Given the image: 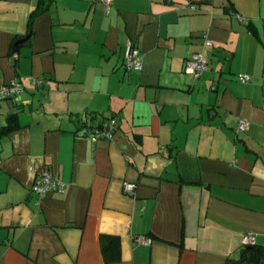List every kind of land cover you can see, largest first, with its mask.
Listing matches in <instances>:
<instances>
[{
	"label": "crops",
	"instance_id": "crops-1",
	"mask_svg": "<svg viewBox=\"0 0 264 264\" xmlns=\"http://www.w3.org/2000/svg\"><path fill=\"white\" fill-rule=\"evenodd\" d=\"M48 2L30 20L40 0H0V85L26 87L0 102V264H226L247 232L263 247L264 0ZM129 40L140 70L121 66ZM45 169L63 193L31 191Z\"/></svg>",
	"mask_w": 264,
	"mask_h": 264
},
{
	"label": "built area",
	"instance_id": "built-area-1",
	"mask_svg": "<svg viewBox=\"0 0 264 264\" xmlns=\"http://www.w3.org/2000/svg\"><path fill=\"white\" fill-rule=\"evenodd\" d=\"M107 6L111 0H101ZM188 9L195 10L194 5H188ZM213 43L210 39L205 38L203 41V48H210ZM122 68L126 71L140 70L142 67V56L140 51L136 48L135 43L131 40L127 41ZM208 69V61L204 57L203 52H193L184 62V71L194 78H199L204 71ZM250 79L249 75H238V81L240 83H246ZM45 83L43 78H33L30 80L31 87L33 89L40 88ZM26 87L18 80H12L6 84L0 85V102L4 99L11 100L13 102H20L21 93L24 92ZM116 127L115 117H108L102 120L99 125L91 127L90 136L93 142H96L102 138H110ZM247 128V122L243 119L238 121L237 130L239 132L244 131ZM135 189V184L131 182L123 183V190L125 193L132 194ZM31 191L36 195H43L46 193H63L65 191V183L52 171L45 169L43 172L35 178L31 185ZM136 243L148 244L151 241L150 237L144 235H136L133 237ZM256 236L247 232L243 236V244L256 243Z\"/></svg>",
	"mask_w": 264,
	"mask_h": 264
},
{
	"label": "trees",
	"instance_id": "trees-1",
	"mask_svg": "<svg viewBox=\"0 0 264 264\" xmlns=\"http://www.w3.org/2000/svg\"><path fill=\"white\" fill-rule=\"evenodd\" d=\"M48 0H40V3L37 5V7L32 10L30 14V20L32 18L44 11L48 6ZM9 124L5 127H1L0 134H3L8 129L11 128V120L12 116H9ZM11 123V124H10ZM119 242V238L113 235H101L100 237V243L102 248V254L106 262L118 260L119 256L117 254V245ZM115 244V245H114ZM114 245V246H113ZM264 250V246H259L256 243L254 244H244L243 248L241 250V256L238 260H228L226 264H260V260L262 257V253Z\"/></svg>",
	"mask_w": 264,
	"mask_h": 264
}]
</instances>
